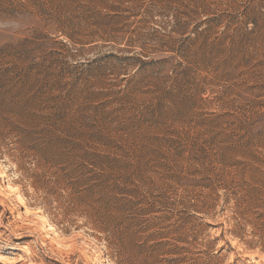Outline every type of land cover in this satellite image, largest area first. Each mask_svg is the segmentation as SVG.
Returning <instances> with one entry per match:
<instances>
[{
  "label": "rangeland",
  "instance_id": "1",
  "mask_svg": "<svg viewBox=\"0 0 264 264\" xmlns=\"http://www.w3.org/2000/svg\"><path fill=\"white\" fill-rule=\"evenodd\" d=\"M0 264H264V0H0Z\"/></svg>",
  "mask_w": 264,
  "mask_h": 264
}]
</instances>
